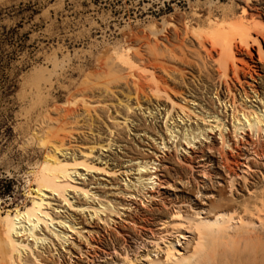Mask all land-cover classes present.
<instances>
[{"label": "bare ground", "instance_id": "bare-ground-1", "mask_svg": "<svg viewBox=\"0 0 264 264\" xmlns=\"http://www.w3.org/2000/svg\"><path fill=\"white\" fill-rule=\"evenodd\" d=\"M247 1L248 4L250 0ZM233 4H231L233 8L229 7L230 10L226 8L228 12L223 6L222 8L211 5V8H207L209 10L205 16L200 15L202 21L209 26L207 28V31L210 30L207 32L209 37L195 32L196 35H193L196 36L197 41L186 39L189 36L188 33L186 38L184 36L180 41L174 40L175 48V45L169 46L173 43L170 40L168 41L171 43L166 44L170 48L164 44L166 47L154 45L155 48L151 49L148 45L147 51L150 52L153 60L150 63L155 61V66L152 65L150 68L158 67L159 74L147 67L148 62L142 61L146 64L140 65L141 62L137 59L139 52L134 51L133 47L122 50L123 53L117 51L118 53L114 52L113 58L104 62V70L100 73L101 81L97 79L99 75L96 78L91 77L78 87L75 94L76 100L65 101L66 103L62 106L44 107L45 109L37 113L32 122L33 137L31 138L35 137L39 146L45 148L44 160L33 171L36 188L31 191L33 194H29L31 204L26 206V210L16 209L13 214L8 212L5 216L0 212V264H58L51 258L48 244L53 249L55 247L57 251H66L67 248L70 251L69 248L75 243L73 235L83 240L87 239L84 229L88 221L94 220L93 224L98 229H102V225L103 229L104 226L110 228L116 223H112L116 220L113 218L120 220L124 215L123 212L129 210L124 208L127 205L124 203L127 198L135 201L138 196L143 195V198L155 199L152 194H149L152 188L158 185L156 183L158 169L155 167L153 152L151 155L149 152L139 150L137 152L129 147V150L126 149V160L118 162L120 164L117 163L116 166L119 168L115 169H109L107 162L99 166L93 159L94 154L99 151H110L114 145L128 142L125 137L127 129L134 122L137 109L140 110L143 106L140 98L150 99L153 94L158 98L161 94H163L162 97L165 94L171 106L177 107L181 113L187 112L186 116L190 114L188 105L175 102L169 97L170 91L168 90V93L162 89V85L168 84L169 86L173 84L175 89L177 86L190 85L183 76L180 78L177 75L176 68L169 65L183 69L186 67L192 72H197L196 79L204 87L213 86L219 90L225 85L233 96L236 95L233 88L235 89L238 85L245 92L246 99L257 98L261 102L259 104L264 107V95L261 97V94H264V80L260 82L254 76L250 64V61H254L253 48H257L259 60L264 62V11L259 10L253 14L250 12V6L247 5L241 8L240 14L236 10L237 4ZM207 33L206 36H208ZM55 59V57H49L48 64L54 63ZM123 81L128 85V96L131 95L126 99H120L119 96V100L114 102V97L118 96L117 88ZM34 86L38 87L40 84ZM49 87H51L50 83L43 84L41 89L31 87L32 99L36 93L41 92L40 90L47 93ZM170 89L173 90V88ZM132 95H134L132 98L136 99L135 105L131 103L133 99L130 101ZM246 102L245 100L242 103L245 109L241 111H237L234 106L233 130L228 129L230 121L225 120L226 116L209 115L216 111L207 110L208 112H204L205 115L201 113L195 115V118H202L203 122H211L209 133L215 130L214 134H216L220 131L216 139H219L222 144V150L220 149L222 159H218L217 152H210L211 154H205L202 157H207L210 161L217 159L219 170L217 168L216 173L213 174L217 175L219 182L223 184L216 188L207 187L208 192L205 195L211 193L212 196L204 205L197 203L199 208L191 206L193 213L192 210L182 206H172L168 212L160 205L149 213L141 209L136 214L127 213L126 219L122 218L118 223L120 230L133 229L134 227L131 226L141 221L151 226L160 225L159 234L165 235L161 237L155 235V238L148 242L153 246H149L144 253L140 252L136 256L125 254L123 260L112 261V264L121 262L123 264H264V143H261L262 140L260 142V139L264 137V110L260 106H247ZM147 109L150 108L147 107ZM171 112L172 110H165V117L168 115L169 120L174 119ZM193 112L195 113V110ZM186 118L183 117V120ZM102 123L108 124L105 131L101 128ZM143 126L138 131L148 130L149 133L155 134L154 128ZM167 130L170 132L169 139L173 138L174 142L180 133L177 134L175 127L170 128L169 125ZM193 130L186 133L184 137L181 132L182 138L179 137V141L185 140L182 143H187L190 149L195 148L198 142L196 139L204 142V139L210 138L207 128H203L197 134L196 129ZM248 133H251V138H255L254 141L249 140ZM179 146L177 144L176 147L179 148ZM74 148L79 149L81 156L73 153L69 157ZM151 148L154 149V147ZM186 149L184 155L185 153L187 155ZM209 149L213 151L215 146ZM240 158H245V161L239 162ZM261 161L263 163L260 164ZM126 162L133 163L134 167L125 168L123 163ZM172 163L174 162H171V165ZM122 168L124 170L120 171ZM182 170L183 168L177 170V173L185 176ZM236 171L241 173L236 174ZM86 173L97 175L101 173L112 179L114 176L120 177L117 181L113 179L114 181L109 182L108 185L115 187H110L117 192L114 195L121 196L114 197L117 198L114 201L107 196L108 190L101 189L104 182H98L90 177L87 180L83 177ZM210 173L212 172H208ZM135 175L138 177L136 180H134ZM240 176L242 180H239ZM77 179L82 181L77 182ZM132 180H134L133 184H131ZM122 181H124L123 184ZM120 184L121 186L118 187ZM92 185H98V187H91ZM194 185L183 192L188 202L196 194V185ZM159 187H156L155 191ZM101 197L104 200H100ZM91 199L92 205L90 204L92 202L88 201ZM96 200L99 203H95ZM55 201L58 204H54ZM155 201L153 205L157 206ZM66 206L67 211L73 212L68 216L64 211ZM78 214H86L88 218L81 220ZM94 226L93 229H95ZM141 233L142 236L147 235L146 231ZM155 233L152 231V235ZM114 234L113 231H109L108 235L113 238V242L117 243L118 238ZM105 246L107 247L108 244L106 243ZM154 253L157 254L154 255Z\"/></svg>", "mask_w": 264, "mask_h": 264}, {"label": "rangeland", "instance_id": "rangeland-1", "mask_svg": "<svg viewBox=\"0 0 264 264\" xmlns=\"http://www.w3.org/2000/svg\"><path fill=\"white\" fill-rule=\"evenodd\" d=\"M247 2V0H0L1 214L3 216L8 212L13 214L16 209L24 211L31 204L29 194H33L31 191L36 188L33 171L41 165L45 155V148L39 146L35 137V139L31 138L32 122L40 110L54 107V105L62 106L68 101L76 100L75 94L78 91V87L91 77L96 78L99 75L97 79L101 81L100 73L104 70V62L109 58H113L114 52L118 53L117 51L123 53L122 50L133 47L134 51L137 52L138 50L139 52L140 56L138 55L137 59L141 62L138 61L140 65L148 62L146 64L148 65L147 67L159 74L160 70L157 69L158 67L156 69L150 68L152 65L155 66V61L150 63L153 60L150 52L147 51L149 49L147 48L148 45H150L151 49L155 48L154 45L164 47L166 44L169 45L171 43L168 41L170 40L174 43L169 45L172 47V45L176 44L174 40L180 41L184 36L186 38L188 35L186 39L197 41L195 32L209 37L207 33L210 32V30L207 31L209 26L202 21L200 15L205 16L209 10L207 8H211V5L223 6L226 10L230 6L233 8L231 4L236 3L237 13L241 14V8L247 5L250 6L249 3L252 2L250 3L252 6H250L251 13H257L259 10L264 11V0H250L248 4ZM229 10H226V12ZM205 32L208 36H206ZM191 33L192 35H190ZM257 51V48L252 50L254 61H250L251 70L259 81H263L264 62L259 60ZM51 56L56 59L54 63L48 64L47 59ZM174 66L169 65V67L176 68L175 70L180 78L182 76L185 78L184 80L191 85H189L190 89L187 85L177 86L178 88L176 87L175 89L173 84L170 85L171 87L169 84L166 86L162 85V89L168 93L170 91L169 97L175 102L185 104V106L188 105L190 114L186 116L187 112L181 113L177 107L171 106L170 101L165 98V94L163 97V94H161L158 98L154 94L151 95L150 99L147 97L140 98L143 106L140 110L137 109L134 122L127 129L125 137H127L126 141L128 142L118 143L110 151H99L94 154L95 158L93 161L97 165L103 166L107 162L109 169H115L119 168V166H116L118 162L126 160V149L129 147V149L132 148L137 152L139 150L145 153L149 152V154L154 153L153 159H155V167L158 169L156 172L158 176H156L158 178L156 183L158 185L152 188V192L149 194H152L155 199L143 198V195L138 196L135 201L127 198L124 203L128 206L126 205L124 208L129 210L123 212L122 218L124 219H126L127 213L136 214L140 212V209L149 213L157 209L159 205L161 208L168 210V212H170L169 209L172 206H182L191 211V206L199 208L197 203L204 205L207 199L212 196L211 193L205 195L208 192L207 187L216 188L223 184L219 182V177L213 174L216 173L219 167L217 159L210 161L207 157H202L205 154L209 155L217 152L218 159H222V144L219 139H216L219 137L220 131L216 134H214L215 130L209 133L211 131V122H203L202 118H195L197 113L205 115L204 112L216 111L217 113L212 112L209 115L220 114L221 117L226 116L225 120L227 122L230 121L228 129H232L234 106L237 111H241L245 109L242 103L246 100L248 103L246 102L245 105L260 106L264 110L262 104H259V99L251 97L246 99L245 92L238 85L235 89L233 88V92L236 94L233 96L225 85L219 90L213 86L204 87L196 79L198 78L197 72H192L186 67L183 69ZM49 83L51 87L47 89V93L40 90L42 93H36L34 95L36 98L33 96L34 99H32V88L41 89L43 84ZM170 88H173V90ZM117 89L118 94L116 95L118 96L114 97V102L119 100V98L126 99L129 94L127 83L121 82ZM263 95L261 94V97ZM133 96H131L130 101L133 99L131 103L135 105L136 99L132 98ZM147 107L150 109H147ZM167 109L172 110L171 114H173L174 119H167L168 115L165 117V110ZM151 110L153 112H150ZM194 110L195 113L193 112ZM183 117L187 118L183 120ZM108 124L102 123L101 128L105 131L108 128L106 127ZM143 125L154 128L155 134L149 133L148 130L144 132L138 131L140 127H144ZM168 125L170 128L175 127V131H178L177 134L180 133L174 142L173 138L169 139ZM203 128H207L210 138L204 139V142L196 139L198 142L195 148H188L187 143H182L185 142L183 139L179 141L181 132L182 137H184L186 133L192 132L193 129V131L196 129L195 132L197 134ZM248 135L250 137L249 140L252 139L254 141L255 138H251V133H248ZM27 136L31 139H28ZM231 141L233 143V139ZM260 142L264 143V137L260 139ZM177 144L182 146L177 148ZM165 146L166 148H163ZM214 146L215 149L210 151L209 147ZM151 147H154V149ZM157 148L160 149L158 150ZM185 149L187 155L186 153L184 155ZM228 152L232 153L231 151ZM73 153L81 156V152L77 148H74L69 157ZM191 153L192 155H190ZM240 160L241 162L245 161V158H240L239 162ZM170 161L174 163L171 165ZM253 165L255 166V164ZM123 166L125 168L128 166L134 167L131 162L123 163ZM182 168L186 177L177 173V170L179 171ZM161 169L162 171H160ZM123 170L124 168L120 171ZM131 172L133 173V171ZM208 172H212L210 173L212 175L208 174ZM235 173L238 174L241 171H236ZM165 175L170 176L164 177ZM83 177L87 180L90 177V179L94 178L98 182H104L101 185V189L108 190L107 196L113 198L114 201L117 199L114 197L121 196L114 195L117 192L111 188L115 187L108 185L109 182L117 181L120 177L114 176L113 180L111 177L101 173L100 175L86 173ZM137 178L135 175L134 180ZM134 180H132L131 184L134 183ZM239 180H242L241 176ZM76 181L81 182L82 180L77 179ZM123 183L124 181H122ZM159 184H161L160 187ZM192 185L195 186L196 194L188 202L186 194H183V192L191 189ZM120 186L121 184L118 187ZM91 187L95 188L98 185H92ZM156 187H159V189L155 191ZM94 188L93 190H96ZM135 189L137 190V188ZM200 190L201 192H198ZM101 194L100 196H102ZM88 201L92 202L90 203L91 205L93 204L92 199ZM154 201L157 206L153 205ZM97 202L98 200L95 201V203ZM168 203L170 204L166 205ZM54 204H58V202L55 201ZM131 204L132 208L130 207ZM64 211L67 212L66 216L70 215L69 213H73L72 211H67V206ZM81 215L78 214L77 216L81 217V220L86 219V214ZM122 218L120 220L113 218L116 219L112 222H116L114 226L111 225L112 227L110 228L109 226H104V229L103 225L101 226L102 229L96 228L93 224L94 220L88 221V225L84 229V235L87 238L85 240L88 241L86 242L82 238L73 235L72 237L77 245L75 246L74 243V246L72 245L69 248L70 251H68V248L66 251H57L55 247L53 249L48 244V249L51 250V258L58 264H64L65 262H68V264H112V261L123 260L125 254L136 256L140 252L144 253V250L147 251L149 246H153L151 243L149 245L148 242H151L155 235L156 237L165 235L159 234L161 231L158 230L160 225L151 226L141 221H138L137 225H130L132 228L134 227L133 229L120 230L118 223L121 222ZM92 224L95 229H93ZM90 231L92 233H89ZM109 231L115 233L114 235L118 238L117 243L113 242V238L108 235ZM144 231L147 232L146 236H142L141 232ZM152 231L156 233L152 235ZM106 243L108 244L107 247L105 246ZM120 264H123V262Z\"/></svg>", "mask_w": 264, "mask_h": 264}]
</instances>
